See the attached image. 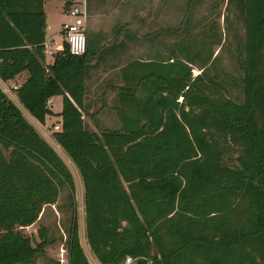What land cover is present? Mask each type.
<instances>
[{"label": "trees", "instance_id": "1", "mask_svg": "<svg viewBox=\"0 0 264 264\" xmlns=\"http://www.w3.org/2000/svg\"><path fill=\"white\" fill-rule=\"evenodd\" d=\"M45 0H0V79L23 71L18 101L40 123L61 116L52 135L83 184L85 236L101 264H264V0H234L243 19L238 64L243 100L204 63L129 61L117 88L116 129L85 125L95 46L68 45L46 63ZM73 0H64L67 9ZM196 0H189L193 2ZM61 96L53 113L48 100ZM61 156L0 88V264H35L51 244L23 229L62 188L74 191ZM67 264H90L76 219Z\"/></svg>", "mask_w": 264, "mask_h": 264}, {"label": "rangeland", "instance_id": "2", "mask_svg": "<svg viewBox=\"0 0 264 264\" xmlns=\"http://www.w3.org/2000/svg\"><path fill=\"white\" fill-rule=\"evenodd\" d=\"M61 3V0H48L46 3L51 23L47 38L60 43V49L64 41L57 30L61 24L57 22L62 15L67 23L71 20L62 11ZM87 8L86 35L89 38L88 32L91 31L96 47L87 79V114L83 113L89 130L116 129L120 126L117 88L122 84L121 68L134 59L191 58L193 75L200 73L204 63L211 73L219 75L230 98L243 100L238 42L243 39L244 27L234 0H87ZM51 52L54 56L52 49L49 50ZM5 86L9 88L11 84ZM4 92L61 156L75 185L70 195L67 188H62L57 201L45 205L38 219L23 229L30 236L33 246L41 241L40 228L47 230L52 241L46 247L45 255L38 257L35 264H67L68 228L73 218L76 219L80 243L90 264H94L85 241L83 184L77 169L70 164L69 157L53 138L55 118H51L48 125L44 124L42 128L47 136L42 135L35 118L16 99L15 90ZM61 108L62 98L57 97L53 109L59 111Z\"/></svg>", "mask_w": 264, "mask_h": 264}, {"label": "built area", "instance_id": "3", "mask_svg": "<svg viewBox=\"0 0 264 264\" xmlns=\"http://www.w3.org/2000/svg\"><path fill=\"white\" fill-rule=\"evenodd\" d=\"M65 13L71 18L69 23H65L62 27L63 41L68 45V50L73 55H82L86 51L87 36L86 22L88 18L87 0H73ZM4 87V90H15L17 85ZM55 130L60 129V125L54 126ZM135 258L127 256L121 264H134Z\"/></svg>", "mask_w": 264, "mask_h": 264}, {"label": "crops", "instance_id": "4", "mask_svg": "<svg viewBox=\"0 0 264 264\" xmlns=\"http://www.w3.org/2000/svg\"><path fill=\"white\" fill-rule=\"evenodd\" d=\"M47 1L48 0H45L44 1V11H45V16H46V22H47V28H46V32H45V55H46V63L47 64H51L52 62H53V59H54V56L52 55L53 53L51 52V53H49V50H53V52L54 53H56L59 49H60V47H61V44L60 43H58V42H56V40H54L53 38L52 39H50V41H48L49 40V38H47V30H49L50 29V27H51V23L49 22V16H48V13H47V9H46V3H47ZM61 6L63 7V5H64V0H61ZM62 11H64L65 12V9L64 8H62ZM57 23H60L61 25H60V27L59 28H57V30L61 33L62 32V27H63V25L65 24V23H67L66 21H65V16H61V18H60V20L57 22ZM91 31H89L88 32V39H90V40H93L92 39V34L90 33ZM87 36V35H86ZM100 44L98 43V46H99ZM28 77V73L26 72V71H23V72H21L20 74H18V75H16L13 79H11V80H8V81H2L1 79H0V88L4 91V88H2V85H6V84H11V86L12 85H17V86H19V85H21L23 82H24V80L26 79ZM6 87V86H5ZM16 94V93H15ZM17 97V96H16ZM57 97H61V96H53V97H51V98H49V100H48V106H49V108H50V110L53 112V113H55V114H58L60 111H61V109H59V111H55L54 109H53V104H54V101L56 100V98ZM17 99V98H16ZM13 101V100H12ZM14 103H15V101H13ZM16 104V103H15ZM89 111V110H88ZM89 113H91V112H89ZM55 116V117H54ZM31 117V116H30ZM51 118H55V120H56V125H60V122H61V116H58V115H48V116H46L45 117V122L42 124V123H40L39 121H37L36 119V121H37V124H38V126L40 127V130H41V133H42V135H45V136H47V132H45V130L42 128V127H45V125H48L49 123H50V121H52V119ZM52 123V122H51ZM45 124V125H44ZM44 137V136H43ZM57 145L59 146V144L57 143ZM60 147V146H59ZM70 161V160H69ZM70 164H71V161H70ZM86 237V236H85ZM85 241H86V246H87V248H88V252L90 253V255H91V258H92V260H93V262H94V264H101L96 258H95V256L93 255V254H91V250H90V248H89V245H88V242H87V239H85ZM83 249H84V246H83ZM85 251V250H84ZM86 254V253H85ZM87 256V255H86ZM88 258V257H87Z\"/></svg>", "mask_w": 264, "mask_h": 264}]
</instances>
